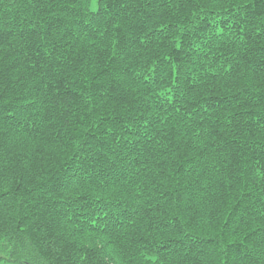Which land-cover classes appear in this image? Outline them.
<instances>
[{"label": "trees", "instance_id": "obj_1", "mask_svg": "<svg viewBox=\"0 0 264 264\" xmlns=\"http://www.w3.org/2000/svg\"><path fill=\"white\" fill-rule=\"evenodd\" d=\"M264 264V0H0V264Z\"/></svg>", "mask_w": 264, "mask_h": 264}, {"label": "rangeland", "instance_id": "obj_2", "mask_svg": "<svg viewBox=\"0 0 264 264\" xmlns=\"http://www.w3.org/2000/svg\"><path fill=\"white\" fill-rule=\"evenodd\" d=\"M3 264H10V263H3Z\"/></svg>", "mask_w": 264, "mask_h": 264}]
</instances>
